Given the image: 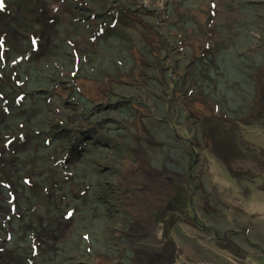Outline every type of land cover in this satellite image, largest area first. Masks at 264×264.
Returning a JSON list of instances; mask_svg holds the SVG:
<instances>
[{
  "label": "rangeland",
  "instance_id": "obj_1",
  "mask_svg": "<svg viewBox=\"0 0 264 264\" xmlns=\"http://www.w3.org/2000/svg\"><path fill=\"white\" fill-rule=\"evenodd\" d=\"M86 3L0 0V264H264V0Z\"/></svg>",
  "mask_w": 264,
  "mask_h": 264
},
{
  "label": "flooded vegetation",
  "instance_id": "obj_2",
  "mask_svg": "<svg viewBox=\"0 0 264 264\" xmlns=\"http://www.w3.org/2000/svg\"><path fill=\"white\" fill-rule=\"evenodd\" d=\"M105 23V22H104ZM103 23V24H104ZM102 24V25H103ZM100 32V31H99ZM219 33L218 34H216L214 37H210V36H207L203 41H202V47H201V51H206L207 50V44H208V42L210 41H213V40H216V38H218L219 36ZM163 43H164V41H163ZM161 44L158 42V44H157V46H160ZM162 51V52H161ZM161 51H159V53H162V54H164V56H163V60H160V59H156V62L155 63H150V64H147L146 65V67L144 66V67H140L136 72H135V75L133 76L134 78H129L130 79V81H129V85L131 86V85H135V83L137 82V81H140V83H142V84H144L145 83V81L146 80H152V77H154V74L155 73H158L160 70H162V71H164V72H167V74L169 73V69H171L170 67H173L172 68V70H170L171 71V73H170V75L171 74H173L174 73V69L176 68H178V63H182V61L184 60V58H185V56H182V49H181V47H179L178 48V50H176V49H171L170 51L171 52H169V54L167 53L168 52V50H167V44H164V45H162L161 46ZM170 54H172L173 56H174V59H175V61L173 62V66H171V65H163V62L162 61H166V60H169L170 58H171V55ZM197 62H199V61H195L194 62V60H191V63H193L192 65H194V64H196ZM191 63L189 62V63H186L187 64V66H189V65H191ZM148 70V71H147ZM185 70V69H184ZM185 72V71H184ZM185 74V76H186V78H188V80H189V77H190V74L188 75V73H184ZM169 75V76H170ZM143 89V88H142ZM188 98H186L185 97V100H187ZM189 118V117H188ZM215 118V117H214ZM215 119H217V118H215ZM210 120H212V118L210 119ZM218 120H220V121H224V122H228V123H230V124H232V125H237L238 127H240V125H239V123H238V121L237 120H233V121H229L226 117H225V115H223L222 116V118H219ZM226 120V121H225ZM197 120H195V122H196ZM194 122V121H193ZM241 128V127H240ZM241 129H243V128H241ZM95 133L96 132H93V133H91V134H88L86 137L87 138H90L92 135H95ZM203 136H205V133H204V135ZM202 136V137H203ZM83 139H85L84 138V136L82 137V139H81V141L82 142H84V140ZM204 141V146H206V144H207V139H205V140H203ZM203 141H202V143H203ZM200 146V144L197 142V141H194L193 142V146L191 147V153H190V155H192L193 156V153L195 154V159H196V161H198V159H197V157H198V154H196V148L198 149V147ZM201 148V147H200ZM205 148V147H204ZM203 149V148H202ZM204 150V149H203ZM168 162H171V160H168ZM176 163V162H175ZM162 172H164V173H167V172H165V171H162ZM162 172H160V173H162ZM191 172H192V170H189L188 171V173H189V177H192V176H190V174H191ZM168 174V173H167ZM178 174V173H177ZM176 174V172H171V173H169L168 175H170L171 177H173V178H171L170 180L171 181H169V182H171V184L173 183V179H175L176 178V176H173V175H177ZM192 178H195V177H192ZM174 190V189H173ZM177 192V191H176ZM176 194H178V193H176ZM135 224V220H134V216H132V218H131V222L129 223V222H126L125 223V225H127V226H129L128 227V229H127V231L129 230V231H131L132 230V226ZM122 234H123V237H125L126 239H128V241H131V240H129V235L128 234H126L125 232H122Z\"/></svg>",
  "mask_w": 264,
  "mask_h": 264
},
{
  "label": "trees",
  "instance_id": "obj_3",
  "mask_svg": "<svg viewBox=\"0 0 264 264\" xmlns=\"http://www.w3.org/2000/svg\"><path fill=\"white\" fill-rule=\"evenodd\" d=\"M84 2L86 3L87 0H84ZM97 2H99V0H88V5L94 3V4H96V6H100V5L97 4ZM86 4H87V3H86ZM77 7H78V8H77ZM74 8H76V9L79 10V11H80L81 9H83V10L87 9V8H83L81 4H80L79 6H76V5H75ZM93 32H94V31H93ZM95 33H96V32H95ZM96 34H100V32H97ZM2 103H6V102L2 101L1 104H2Z\"/></svg>",
  "mask_w": 264,
  "mask_h": 264
},
{
  "label": "snow or ice",
  "instance_id": "obj_4",
  "mask_svg": "<svg viewBox=\"0 0 264 264\" xmlns=\"http://www.w3.org/2000/svg\"><path fill=\"white\" fill-rule=\"evenodd\" d=\"M0 8H2V5H0Z\"/></svg>",
  "mask_w": 264,
  "mask_h": 264
}]
</instances>
